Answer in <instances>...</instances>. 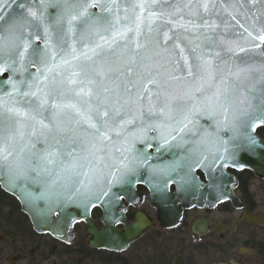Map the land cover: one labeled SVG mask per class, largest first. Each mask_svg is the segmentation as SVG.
Instances as JSON below:
<instances>
[{
	"label": "snow or ice",
	"instance_id": "obj_1",
	"mask_svg": "<svg viewBox=\"0 0 264 264\" xmlns=\"http://www.w3.org/2000/svg\"><path fill=\"white\" fill-rule=\"evenodd\" d=\"M261 128L264 0H0V183L26 207L120 224L144 176L195 194L264 158Z\"/></svg>",
	"mask_w": 264,
	"mask_h": 264
},
{
	"label": "flooded vegetation",
	"instance_id": "obj_2",
	"mask_svg": "<svg viewBox=\"0 0 264 264\" xmlns=\"http://www.w3.org/2000/svg\"><path fill=\"white\" fill-rule=\"evenodd\" d=\"M227 171L234 177L223 185L227 199L211 197L204 187L182 194L173 184L172 198L155 200L147 185L138 184L134 201L124 197L120 224L105 219L101 206L92 209L98 229L112 224L106 247L90 243L83 219L67 239L37 231L17 197L0 184V264H230L233 258L264 264V178L249 169ZM241 247L251 251L250 259L239 254Z\"/></svg>",
	"mask_w": 264,
	"mask_h": 264
},
{
	"label": "water",
	"instance_id": "obj_3",
	"mask_svg": "<svg viewBox=\"0 0 264 264\" xmlns=\"http://www.w3.org/2000/svg\"><path fill=\"white\" fill-rule=\"evenodd\" d=\"M151 151H154V149H152ZM153 163H163V160H153ZM245 164V167L243 169H249L252 170L256 175L264 178V158H260L258 156H254L251 158H245L244 161H242ZM234 169V168H231ZM238 170V169H236ZM228 171L226 170L225 175L222 177V183L218 182V187L211 189V188H207L210 192V196H215L216 198H218L220 195H227L230 196V192H228L227 190L223 189V185L224 183H230L233 182V176L232 175H228ZM197 175V173H196ZM147 176H144L143 179L141 180V182L139 183H134L131 186V191L132 193L135 195V189L137 187L138 184H145L147 185L150 190H151V194H152V198L155 200H160V199H168V198H172L173 195L169 194V189L167 190H160L158 188H154L152 186V184L147 182ZM3 187V189L16 196L17 199L19 200V202L21 203L22 209L24 210V212L30 217L34 228L37 231H50L52 234H54L57 237H60L62 239H67L69 233H70V229L72 228L73 224L79 220V219H83L87 222V232L88 234L93 237V239L90 241V243L92 245H99V246H110L109 241L107 239V231H105V229L101 230L98 229L92 218H91V210L90 213L87 215V218H83L82 215H80L79 213L83 212V209H79V211L76 210H72L70 212V215H68L67 217H64V214L61 213V216H56L55 214H50L46 211L43 210V205L40 204L38 206H32L31 208L26 207L25 203L22 201L21 197L19 196L18 193H14L13 191H10L8 189H6L4 187V185L2 183H0ZM177 187V185H176ZM178 191L182 194H192L193 190L190 186H185L183 189L178 188ZM197 189L195 190L196 193ZM121 195H123V197H128L127 194L125 193H121ZM101 206L104 210V218L108 219L109 217H105V212H106V207L107 208H111V205H98ZM140 224H138L136 226V228H139ZM143 227V226H141Z\"/></svg>",
	"mask_w": 264,
	"mask_h": 264
}]
</instances>
